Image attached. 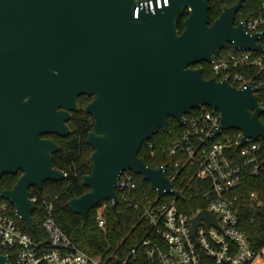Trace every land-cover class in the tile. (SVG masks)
Returning a JSON list of instances; mask_svg holds the SVG:
<instances>
[{
  "label": "water",
  "instance_id": "95a60500",
  "mask_svg": "<svg viewBox=\"0 0 264 264\" xmlns=\"http://www.w3.org/2000/svg\"><path fill=\"white\" fill-rule=\"evenodd\" d=\"M150 1L0 0V179L22 172L1 196L31 231V188L67 177L54 161L60 144L44 135L72 134L68 121L82 109L81 95L93 97L84 107L94 119L87 137L93 166L82 178L90 189L67 205L84 218L111 200L122 221L117 184L126 169L150 181L159 197L184 198L166 164L151 167L139 156L147 139L170 131V117L184 125L193 109L209 105L222 114L220 130H243V142L264 137V107L252 85L205 78L203 66H192L212 61L229 43L263 47L260 33L235 24L244 0L225 6L212 23L211 0H161L162 7L153 0L154 10ZM202 219L217 223L203 210L193 218L194 230ZM0 264H12L8 254H0Z\"/></svg>",
  "mask_w": 264,
  "mask_h": 264
},
{
  "label": "built area",
  "instance_id": "2783aa9c",
  "mask_svg": "<svg viewBox=\"0 0 264 264\" xmlns=\"http://www.w3.org/2000/svg\"><path fill=\"white\" fill-rule=\"evenodd\" d=\"M140 1L141 6L146 4V0ZM158 7H162L161 0ZM150 8L154 10L153 0ZM138 12L139 7L136 16ZM240 23H244L247 33H260L257 43L263 47L238 49L229 43L208 63L214 77L228 78L237 88L252 85L264 107V0L249 16L236 15L235 24ZM230 47L235 51L224 52ZM207 106H201L198 112L186 117L183 125L186 130L165 149L168 159L165 173L184 198L170 192L159 197L153 186L156 193L149 194L140 188L143 176L132 169L120 175L119 198L138 211V219L147 228L138 245L126 256L92 255L78 247L58 224L53 201L42 202V226L48 240L37 239L24 228V220L15 213L14 205L1 196L0 248L5 250L3 254H8L10 261L13 256L15 264H256L264 248L257 251L253 247L241 225V214L250 210L264 218V199L260 192H248L246 188L253 181L264 182V137H249L243 142V130H220L221 112ZM260 119L264 122V112ZM149 148L153 149L152 143ZM176 181L180 189L175 187ZM165 194L174 197L166 199ZM187 195L198 199L202 206L185 210L187 207L178 201L185 200ZM30 199L37 207L36 192L32 191ZM203 210L212 213L217 223L202 219L194 230L193 218ZM96 222L102 230H108L105 207L97 210Z\"/></svg>",
  "mask_w": 264,
  "mask_h": 264
},
{
  "label": "trees",
  "instance_id": "16d2710c",
  "mask_svg": "<svg viewBox=\"0 0 264 264\" xmlns=\"http://www.w3.org/2000/svg\"><path fill=\"white\" fill-rule=\"evenodd\" d=\"M238 0H211L209 19L210 23L214 22L222 13L225 6L234 5ZM263 0H244L243 6L238 11L237 16L247 17L252 12L257 11ZM187 15V14H186ZM185 15V16H186ZM184 16V17H185ZM180 19L178 26L180 30L184 28L183 19ZM235 51V48L230 47L227 51ZM193 67L203 66V73L205 78H211L215 75L211 71L210 64L206 61L192 65ZM220 80V77H217ZM82 96L88 95H81ZM91 97V96H89ZM262 101V99L260 98ZM82 109L74 112L72 118L68 121L69 126L72 128V134L68 136H59L55 134H46L44 137H51L60 144V151L54 155L56 167L66 171L67 177L63 180L53 181L48 180L44 183L42 190H33L39 196L36 210L33 215L36 220L35 231H30L24 221L22 224L30 234L44 241L48 240V235L42 226L44 218V205L43 201L54 202V216L61 226V228L71 237L73 242L81 249L87 251L92 255H118L120 258L127 255V253L136 247L145 234L147 228L143 221L138 219V211L134 208L128 207L125 202L120 198L117 209L121 215L122 221L118 219L116 211L112 207L111 200L102 201L98 206L93 208L84 218L82 215L73 212L67 205V202L75 197L87 192L90 188L85 186L82 178L92 170L93 162L91 160V153L93 148L87 143L89 131L92 129L94 119L86 113L82 104ZM210 108V106H207ZM199 109L195 108L186 117H190L192 113L198 112ZM170 131L160 129L152 138L147 139L139 151V156L146 164L151 167H157L161 164H168V159L165 155V149L176 138H178L185 130L186 127L181 125L174 117L169 118ZM149 143L153 144V149L149 148ZM22 172L17 174H7L0 179V197L5 189L12 188ZM175 187L180 189L178 182H175ZM140 188L147 191L149 194H155V190L151 183L147 180L140 178ZM248 192L259 191L261 197L264 199V182L260 180L253 181L247 184ZM185 210H197L202 204L198 199L186 196ZM100 207H105V215L108 220V230L104 231L98 227L96 222L97 210ZM241 225L249 235L253 247L260 251L264 248V218L257 212L246 210L241 214ZM5 252L0 248V254ZM141 255V252H140ZM11 262L15 264V259L12 256ZM256 264H264V251L261 258Z\"/></svg>",
  "mask_w": 264,
  "mask_h": 264
},
{
  "label": "rangeland",
  "instance_id": "374dc122",
  "mask_svg": "<svg viewBox=\"0 0 264 264\" xmlns=\"http://www.w3.org/2000/svg\"><path fill=\"white\" fill-rule=\"evenodd\" d=\"M92 100V97H89V96H82L81 98H80V102H81V104L83 105V106H85L87 103H89L90 101ZM150 182V181H149ZM152 186V185H151ZM174 196L173 195H170V194H165L164 195V198H166V199H171V198H173ZM178 203L179 204H186L187 203V201L185 202L184 200H179L178 201ZM187 206H189V203L188 204H186ZM97 215V214H96Z\"/></svg>",
  "mask_w": 264,
  "mask_h": 264
},
{
  "label": "flooded vegetation",
  "instance_id": "af4514ba",
  "mask_svg": "<svg viewBox=\"0 0 264 264\" xmlns=\"http://www.w3.org/2000/svg\"><path fill=\"white\" fill-rule=\"evenodd\" d=\"M92 99H93V97H92Z\"/></svg>",
  "mask_w": 264,
  "mask_h": 264
}]
</instances>
